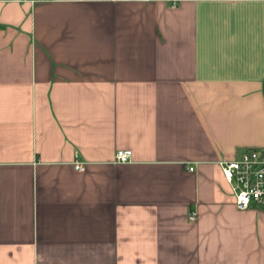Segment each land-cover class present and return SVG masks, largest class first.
Returning <instances> with one entry per match:
<instances>
[{"label":"crops","instance_id":"obj_1","mask_svg":"<svg viewBox=\"0 0 264 264\" xmlns=\"http://www.w3.org/2000/svg\"><path fill=\"white\" fill-rule=\"evenodd\" d=\"M253 147L264 0H0V264H264Z\"/></svg>","mask_w":264,"mask_h":264},{"label":"built area","instance_id":"obj_2","mask_svg":"<svg viewBox=\"0 0 264 264\" xmlns=\"http://www.w3.org/2000/svg\"><path fill=\"white\" fill-rule=\"evenodd\" d=\"M132 159V149L119 148L116 151V162L125 163L132 161ZM218 163L231 185L236 206L241 210L252 206L264 209V149L247 148L239 156L232 159H222ZM73 164L77 170L84 171L87 163L76 152ZM190 169L193 170L194 167L190 166ZM190 218L196 219V213L193 212Z\"/></svg>","mask_w":264,"mask_h":264}]
</instances>
